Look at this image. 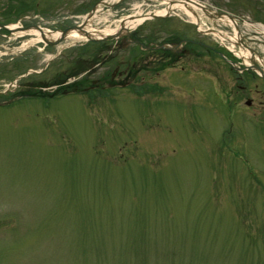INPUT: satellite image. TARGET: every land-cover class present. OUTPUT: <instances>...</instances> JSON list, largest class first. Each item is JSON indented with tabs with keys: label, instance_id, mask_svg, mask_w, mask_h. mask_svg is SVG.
Wrapping results in <instances>:
<instances>
[{
	"label": "rangeland",
	"instance_id": "rangeland-1",
	"mask_svg": "<svg viewBox=\"0 0 264 264\" xmlns=\"http://www.w3.org/2000/svg\"><path fill=\"white\" fill-rule=\"evenodd\" d=\"M199 1L234 14L236 29L201 8L199 26L182 10L144 19L134 28L144 42L176 34L193 52L150 65L142 89L0 103V264H264V80L233 65L264 60V0ZM169 2L0 0V23L99 28ZM14 31L0 29V102L29 82L78 78L64 74L69 59L93 46Z\"/></svg>",
	"mask_w": 264,
	"mask_h": 264
},
{
	"label": "flooded vegetation",
	"instance_id": "flooded-vegetation-1",
	"mask_svg": "<svg viewBox=\"0 0 264 264\" xmlns=\"http://www.w3.org/2000/svg\"><path fill=\"white\" fill-rule=\"evenodd\" d=\"M32 24V22H29L22 26ZM147 38V41L144 42V39L134 31L128 35L123 34L119 36L116 40H112L111 44H108L107 41L95 42L93 46L83 48L76 52L74 56L70 57L68 72H64V74L74 76L78 73L80 76L68 82L67 86L60 87L59 91L88 92L92 89L99 91L107 87L108 83L111 85H126V87L133 86L142 89L145 84L142 72L148 71L150 65L153 68L150 71L158 72L162 68H165L167 64H173V62L181 60L186 54L188 56L193 52L192 47L189 46V44L193 45V42L185 36L174 34L160 41H155L151 37ZM139 42L142 43V47L139 45ZM163 43H168L171 46L168 48H153V44H157L158 46ZM145 45H149L147 49ZM194 46L203 47L202 50H206L208 47L212 49V46H208L203 42H199V44L195 43ZM129 47H137L140 50L146 49L152 52L149 55L150 57H144L143 55L137 56L136 53L138 54V52H134L133 49L130 52ZM127 48L129 49L127 58L116 60L112 66L105 65L106 63H110L116 57L117 53L122 51L121 49L125 50ZM212 50L220 52L214 47ZM195 51L198 52L197 50ZM207 52H210L209 48ZM195 55H198V53H195ZM242 72L249 71L243 70ZM136 91L140 92L138 89Z\"/></svg>",
	"mask_w": 264,
	"mask_h": 264
},
{
	"label": "bare ground",
	"instance_id": "bare-ground-1",
	"mask_svg": "<svg viewBox=\"0 0 264 264\" xmlns=\"http://www.w3.org/2000/svg\"><path fill=\"white\" fill-rule=\"evenodd\" d=\"M197 8H199V7H198V5H196L194 3V0H179V1L175 0L173 2H169L168 4H166V6H164L162 9L155 10L154 12L157 14L163 15V14H165L171 10H182L184 13H186V15L188 16V18L191 21L195 22L197 24V26H199V24L202 23L203 16H202V14L196 12ZM95 12L93 13V16L95 15ZM202 12H205V11H202ZM144 15L145 14H143L141 12V10L137 9L136 11L132 12L131 14H128V15H125V16L119 18L118 21L114 23V26L105 25V26L99 27V28H95V27H91V26H85L83 29L73 28L70 31H67L66 33H64L63 36H61V32L59 33L58 31H56V32L52 31L51 32L45 28L44 29L33 28V29L27 30V29H24L20 25L16 26L14 24H11L10 25L11 27H8L7 29H5V31L9 32V31L15 30L17 33H24V32L28 31V33H30L31 35H32V33L36 34L37 40H42L43 37L50 39L52 41V43L47 42L50 45H52V44L57 45L60 42H62L63 40H68V39H70V42L73 43V45H76V44H74V42L83 39L85 37L84 36L85 31L87 32L88 35H93L96 37L97 36L98 37H104L106 34L113 33L115 30L120 29V30L124 31L125 29H132L133 27H135V25L137 23H139L142 20ZM227 21H229V23H231L233 25L232 20L228 19ZM88 22L89 21H87V23L85 25H87ZM199 28H201V27H199ZM55 38H58V39L54 40ZM31 40L33 41L34 38H32ZM73 45L70 44V46H72L71 48L75 47ZM245 58H246L245 60L248 61L247 60L248 54L245 55ZM260 61H261V63L264 64V60L260 59ZM263 74H264V70H263Z\"/></svg>",
	"mask_w": 264,
	"mask_h": 264
},
{
	"label": "water",
	"instance_id": "water-1",
	"mask_svg": "<svg viewBox=\"0 0 264 264\" xmlns=\"http://www.w3.org/2000/svg\"><path fill=\"white\" fill-rule=\"evenodd\" d=\"M217 14H219V13H217ZM65 32H66V30H63V31L61 32V36H63ZM43 38H44V40H45L46 42H48V43H52V41H49V40L46 39L45 37H43Z\"/></svg>",
	"mask_w": 264,
	"mask_h": 264
}]
</instances>
